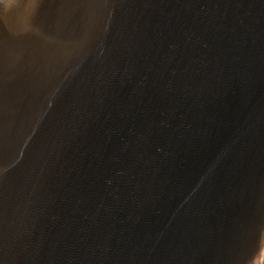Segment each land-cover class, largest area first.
<instances>
[{
    "label": "water",
    "instance_id": "obj_1",
    "mask_svg": "<svg viewBox=\"0 0 264 264\" xmlns=\"http://www.w3.org/2000/svg\"><path fill=\"white\" fill-rule=\"evenodd\" d=\"M11 13L0 264H252L264 0H27Z\"/></svg>",
    "mask_w": 264,
    "mask_h": 264
},
{
    "label": "rangeland",
    "instance_id": "obj_2",
    "mask_svg": "<svg viewBox=\"0 0 264 264\" xmlns=\"http://www.w3.org/2000/svg\"><path fill=\"white\" fill-rule=\"evenodd\" d=\"M25 0H21L18 2V6L19 4H23ZM0 3L2 4V6L8 11V12H12L13 8L9 2V0H0ZM263 238V237H262ZM264 262V238H263V242H262V247L259 250V254L256 257V260L252 263V264H263Z\"/></svg>",
    "mask_w": 264,
    "mask_h": 264
},
{
    "label": "bare ground",
    "instance_id": "obj_3",
    "mask_svg": "<svg viewBox=\"0 0 264 264\" xmlns=\"http://www.w3.org/2000/svg\"><path fill=\"white\" fill-rule=\"evenodd\" d=\"M13 13L8 12L0 3V35L3 33L6 22L10 21V17Z\"/></svg>",
    "mask_w": 264,
    "mask_h": 264
},
{
    "label": "trees",
    "instance_id": "obj_4",
    "mask_svg": "<svg viewBox=\"0 0 264 264\" xmlns=\"http://www.w3.org/2000/svg\"><path fill=\"white\" fill-rule=\"evenodd\" d=\"M19 1H21V0H19ZM19 1H18V0H10V4L13 5V6H18V2H19ZM26 1H27V0H25L23 4H25ZM23 4H19V6H20V5H23ZM263 238H264V233H263ZM263 238H262V241H261L260 248L262 247ZM260 248H259V250H260ZM258 254H259V251H258V253L256 254V256L254 257L253 262L256 260V257H257ZM263 264H264V262H263Z\"/></svg>",
    "mask_w": 264,
    "mask_h": 264
},
{
    "label": "flooded vegetation",
    "instance_id": "obj_5",
    "mask_svg": "<svg viewBox=\"0 0 264 264\" xmlns=\"http://www.w3.org/2000/svg\"><path fill=\"white\" fill-rule=\"evenodd\" d=\"M19 1V0H18ZM9 2H10V0H9Z\"/></svg>",
    "mask_w": 264,
    "mask_h": 264
}]
</instances>
